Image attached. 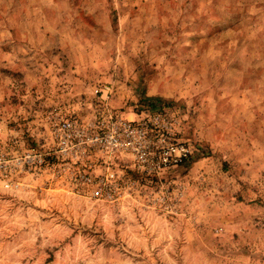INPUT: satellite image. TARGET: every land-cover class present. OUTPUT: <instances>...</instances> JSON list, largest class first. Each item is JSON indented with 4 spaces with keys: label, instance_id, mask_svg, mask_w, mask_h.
I'll return each mask as SVG.
<instances>
[{
    "label": "rangeland",
    "instance_id": "1",
    "mask_svg": "<svg viewBox=\"0 0 264 264\" xmlns=\"http://www.w3.org/2000/svg\"><path fill=\"white\" fill-rule=\"evenodd\" d=\"M103 84L127 118L165 100L191 156L112 201L0 179V264H264V0H0V154Z\"/></svg>",
    "mask_w": 264,
    "mask_h": 264
},
{
    "label": "built area",
    "instance_id": "2",
    "mask_svg": "<svg viewBox=\"0 0 264 264\" xmlns=\"http://www.w3.org/2000/svg\"><path fill=\"white\" fill-rule=\"evenodd\" d=\"M92 93L96 103L87 113L49 112L40 144L27 146L20 156L0 154L4 187L16 188L17 175L40 170L77 194L112 201L133 187L131 175L158 178L191 156L187 140L179 135V121L168 109L127 118L108 106L107 84Z\"/></svg>",
    "mask_w": 264,
    "mask_h": 264
},
{
    "label": "trees",
    "instance_id": "3",
    "mask_svg": "<svg viewBox=\"0 0 264 264\" xmlns=\"http://www.w3.org/2000/svg\"><path fill=\"white\" fill-rule=\"evenodd\" d=\"M148 99L150 102L146 103V105L151 107L150 110L162 109L168 107V105L165 104V100H163L162 98H152V100H150V98Z\"/></svg>",
    "mask_w": 264,
    "mask_h": 264
}]
</instances>
